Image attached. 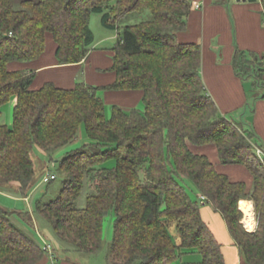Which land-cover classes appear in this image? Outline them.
Listing matches in <instances>:
<instances>
[{
    "label": "trees",
    "instance_id": "1",
    "mask_svg": "<svg viewBox=\"0 0 264 264\" xmlns=\"http://www.w3.org/2000/svg\"><path fill=\"white\" fill-rule=\"evenodd\" d=\"M191 9L190 0H0V187L17 183L27 197L35 182L36 147L52 154L75 141L81 129L88 138L59 160L65 179L58 197L37 203L64 245L99 252L105 216L113 211L111 264H175L185 254H197L199 264H227L203 219L205 200L223 216L245 262L264 264V160L257 154L264 145L254 128L219 111L202 78L201 46L178 40ZM137 11L150 17L123 22ZM93 14L116 32L113 83L79 79L72 88L46 82L33 89L35 69H10L13 62L39 59L48 34L58 64L82 62L95 42ZM234 67L264 83V57L255 52L236 47ZM101 90H140L142 108L112 104L109 110ZM12 100L9 125L1 121V108ZM210 143L222 163L247 167L254 178L250 190L189 145ZM88 184L86 204L79 207ZM241 199L254 202V231L242 223ZM15 213L0 205V264L43 262L50 247L19 227Z\"/></svg>",
    "mask_w": 264,
    "mask_h": 264
},
{
    "label": "crops",
    "instance_id": "2",
    "mask_svg": "<svg viewBox=\"0 0 264 264\" xmlns=\"http://www.w3.org/2000/svg\"><path fill=\"white\" fill-rule=\"evenodd\" d=\"M192 9L187 18L186 30L178 33L182 43H197L202 49L201 74L207 92L216 102L219 111L225 116L244 122L260 136L264 145V83H256L251 76H242L234 67L236 47L252 51L264 57V18L263 5L260 0H190ZM116 35V32L113 31ZM109 37L104 36L93 44L89 55L80 63L60 65L55 56L56 45L51 34L47 35V47L43 55L30 62H13L10 69H35L37 75L31 88L38 89L46 82H53L58 87L72 88L79 79L95 86H104L114 82L115 72L110 70L113 64L111 46H103ZM110 110L112 104L124 109L141 108L143 92L140 90H101ZM16 100H12L15 105ZM7 124H11L6 121ZM191 149L206 154L216 169L227 174L233 181H243L250 190L253 187V175L242 164H224L220 160L215 144L193 145ZM13 184V183H12ZM0 187L8 189L11 185ZM18 190V184L14 183ZM201 213L213 234L223 247L227 264H247L239 248L231 237L223 216L202 201ZM240 209L251 205L256 230L258 221L254 202L241 199ZM247 225V224H246ZM197 254H185L182 264H199ZM44 261V260H43ZM47 261V260H46ZM45 261L44 264L47 262Z\"/></svg>",
    "mask_w": 264,
    "mask_h": 264
},
{
    "label": "rangeland",
    "instance_id": "3",
    "mask_svg": "<svg viewBox=\"0 0 264 264\" xmlns=\"http://www.w3.org/2000/svg\"><path fill=\"white\" fill-rule=\"evenodd\" d=\"M150 17L149 11L132 12L126 18H124L125 24L137 23ZM90 25L95 33L96 41L98 39L107 36L109 37L103 46H113L116 42V35L111 30L106 29L101 25L100 15L93 14L90 20ZM12 101L6 103L2 108L1 121L4 123H10V119L13 123L14 104ZM142 108V105H141ZM232 119V116H228ZM88 142V138L84 129H81L79 137L64 146L63 148L50 154L44 150L36 147L32 153V158L35 165V182L28 191V196L25 197L20 191L15 190L16 186L13 183L8 189H0V205L16 213L12 217V220L21 227L26 233L34 238L42 247L48 245L49 253L43 262L38 264H111V258L109 253L110 241L114 234V220L115 213L109 212L105 216L104 220V245L103 248L96 254H87L71 248V246L64 245L63 242L57 237L55 231L43 218L38 211L37 203L48 202L58 197L60 190L64 183V174L58 170L59 160L66 154V152L81 147ZM111 162L109 165H113ZM53 174L56 178L50 181H44L46 175ZM90 192L89 184L85 185L83 191L77 200L79 207H84L88 193ZM26 216H23V214ZM172 232L175 238L178 240V234L175 228H172ZM54 260L52 258V252ZM175 264H182V260L176 261Z\"/></svg>",
    "mask_w": 264,
    "mask_h": 264
},
{
    "label": "bare ground",
    "instance_id": "4",
    "mask_svg": "<svg viewBox=\"0 0 264 264\" xmlns=\"http://www.w3.org/2000/svg\"><path fill=\"white\" fill-rule=\"evenodd\" d=\"M243 211L245 212L244 223H246L249 228H253L254 214L251 205H245Z\"/></svg>",
    "mask_w": 264,
    "mask_h": 264
},
{
    "label": "built area",
    "instance_id": "5",
    "mask_svg": "<svg viewBox=\"0 0 264 264\" xmlns=\"http://www.w3.org/2000/svg\"><path fill=\"white\" fill-rule=\"evenodd\" d=\"M263 18H264V9H263ZM257 154L264 160V152H263V150L261 149V148H257ZM54 178H56V176L55 175H53V174H50V175H46L45 177H44V181H50L51 179H54ZM245 228L248 230V229H250L247 225H246V223H245Z\"/></svg>",
    "mask_w": 264,
    "mask_h": 264
},
{
    "label": "water",
    "instance_id": "6",
    "mask_svg": "<svg viewBox=\"0 0 264 264\" xmlns=\"http://www.w3.org/2000/svg\"><path fill=\"white\" fill-rule=\"evenodd\" d=\"M250 1H252V0H250Z\"/></svg>",
    "mask_w": 264,
    "mask_h": 264
}]
</instances>
